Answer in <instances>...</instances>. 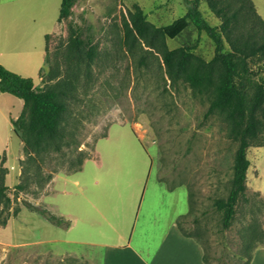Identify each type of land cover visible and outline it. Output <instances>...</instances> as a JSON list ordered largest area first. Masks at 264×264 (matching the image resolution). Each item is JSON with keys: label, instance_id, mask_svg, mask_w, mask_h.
I'll return each instance as SVG.
<instances>
[{"label": "rangeland", "instance_id": "rangeland-1", "mask_svg": "<svg viewBox=\"0 0 264 264\" xmlns=\"http://www.w3.org/2000/svg\"><path fill=\"white\" fill-rule=\"evenodd\" d=\"M251 1L264 20V0ZM134 5L155 27L169 25L187 10L183 0H79L47 39L45 60L38 67L25 62L30 78L38 81L36 89L61 90L65 111L60 135L46 147L24 144L30 139L28 120L17 128L20 174L17 184L0 194V222L14 218L25 202L52 214L79 204L83 218L92 221L83 228L92 230L80 233L78 222L77 231L67 232L25 210L0 233V264H88L68 254L93 255L97 248L74 241L113 238L111 226L117 230L115 221L124 208L130 225L137 212L139 231L155 185L157 199L169 197L170 188L175 191L181 213L190 205L193 215L181 219V227L203 244L207 264H244L247 254L264 247V146L247 150L246 190L231 226L223 230L222 213L212 204L229 192L237 144L227 136L222 117L206 115L209 98L167 73L156 43L133 40L129 13ZM198 8L211 26H220L206 0H198ZM75 35L83 42L78 47ZM195 43L194 54L209 61L213 43L192 25L164 44L175 49ZM250 67L256 75L244 78L252 93L254 82L264 77V58ZM80 158L82 169L72 173ZM53 178L54 192L48 196ZM130 225L121 223L122 232L128 233Z\"/></svg>", "mask_w": 264, "mask_h": 264}, {"label": "trees", "instance_id": "trees-1", "mask_svg": "<svg viewBox=\"0 0 264 264\" xmlns=\"http://www.w3.org/2000/svg\"><path fill=\"white\" fill-rule=\"evenodd\" d=\"M76 1L61 0L58 22L69 15ZM183 2L187 5L185 14L163 27L149 24L146 15L134 5V11L129 13L133 40L147 38V46L156 43L167 73H173L191 89L209 98L206 115L216 113L222 117L227 125V136L237 144L229 192L225 199H216L212 204L222 213V229L227 230L236 213L235 205L246 190V173L249 168L247 150L250 147L264 146V77H259L254 82L252 93L247 91L249 82L244 78L256 75L250 64H258L264 58V20L256 13L251 0H206L210 13L221 21L220 26L215 27L200 12L198 0ZM189 25L198 34L204 33L213 43L214 54L209 61L194 54L196 43L175 49H168L164 44L166 39L179 36ZM73 42L75 47L83 44L77 35L73 36ZM91 53L89 50V59ZM0 92L13 95L24 102V111L13 121L14 132L18 137L20 135L17 128L24 119L29 121L30 139H23L24 144H32L37 148L42 145L46 147L60 135V119L65 111L64 104L59 100L60 89L38 90L31 78L21 77L0 65ZM104 137L106 135L101 138ZM83 160H78L79 167L72 173L81 170ZM5 175L6 169L0 165V194L8 188L5 186ZM16 187L20 188V185ZM23 206L29 211L37 212L55 226L69 227L68 220L47 209H39L26 202ZM18 213L19 210H16L12 216L16 217ZM187 214L193 215L190 205ZM186 215L176 219L175 227L184 237L194 238L200 243L198 237L182 229L181 219ZM8 219L9 216L0 222L1 225L5 226ZM195 220L196 218L193 219ZM202 258L207 264V253ZM251 258L252 253L247 254L244 264H249Z\"/></svg>", "mask_w": 264, "mask_h": 264}, {"label": "crops", "instance_id": "crops-1", "mask_svg": "<svg viewBox=\"0 0 264 264\" xmlns=\"http://www.w3.org/2000/svg\"><path fill=\"white\" fill-rule=\"evenodd\" d=\"M78 2L79 0L76 1L73 9ZM60 4L61 0H0L1 66L21 77L30 78L29 64L25 62H33L38 67L41 59L45 60L47 39L57 30ZM33 84L37 87L38 81L33 80ZM23 111L24 102L21 99L0 92V155L2 154L0 165L6 169L5 186L8 188L17 184L20 174L18 159L22 151V143L14 132L13 121L17 120ZM54 180L55 178L49 186L48 196L54 192ZM156 191L155 185L145 203L144 217L139 231L136 228L139 226V223L136 224L137 212L135 217H132L133 222L130 225L128 215L124 214L125 210L128 212V208H124L122 216L115 221L117 230L111 226L113 238L104 235L97 242L74 241L90 248H97L93 250H97L98 253L68 255L83 259L88 264H205L202 258L205 249L201 244L194 238L184 237L175 227L176 219L188 213L183 214L178 211L173 197L175 191L168 190L169 197L165 199H161L162 195L157 199ZM25 210L35 214L23 206L16 217L9 219L5 226H0V233H6L11 221L19 219ZM56 213L69 221L67 232H71L74 228L77 231L78 222L82 223L80 233L92 230V227L87 225L83 228L84 224H90L92 221L83 218L82 207L79 204L67 213L55 211L54 214L57 215ZM121 223L125 226L130 225L128 233L122 232ZM31 229L34 230L33 225ZM106 229L109 232L108 226L105 227ZM134 230L137 233H134ZM249 264H264V247L252 253Z\"/></svg>", "mask_w": 264, "mask_h": 264}]
</instances>
